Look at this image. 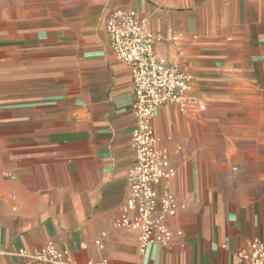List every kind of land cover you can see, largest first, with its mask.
<instances>
[{"label":"crops","instance_id":"crops-1","mask_svg":"<svg viewBox=\"0 0 264 264\" xmlns=\"http://www.w3.org/2000/svg\"><path fill=\"white\" fill-rule=\"evenodd\" d=\"M117 8L149 17L157 57L193 78L187 111L154 121L180 209L171 244L144 254L117 226L136 122L106 32ZM252 239L264 243V0H85L69 17L0 4V264L49 242L79 264H248Z\"/></svg>","mask_w":264,"mask_h":264},{"label":"built area","instance_id":"built-area-1","mask_svg":"<svg viewBox=\"0 0 264 264\" xmlns=\"http://www.w3.org/2000/svg\"><path fill=\"white\" fill-rule=\"evenodd\" d=\"M149 25V17L129 8L115 9L106 23L112 52L130 67L135 95L136 122L132 132L135 162L128 176L129 197L117 226L139 233L141 254L153 245L167 247L173 240L167 222L177 215L180 206L163 184L174 176L175 170L167 149L156 135L154 121L158 110L165 106L186 112L193 82L182 65L157 57L155 40L147 33ZM96 244L102 247L101 241ZM16 255L28 264H79L53 242L39 250L20 249ZM237 257L248 264H264V243L259 239L248 240ZM87 264H109V261L101 258Z\"/></svg>","mask_w":264,"mask_h":264},{"label":"rangeland","instance_id":"rangeland-1","mask_svg":"<svg viewBox=\"0 0 264 264\" xmlns=\"http://www.w3.org/2000/svg\"><path fill=\"white\" fill-rule=\"evenodd\" d=\"M85 0H0V4L18 6L25 13L69 17Z\"/></svg>","mask_w":264,"mask_h":264}]
</instances>
